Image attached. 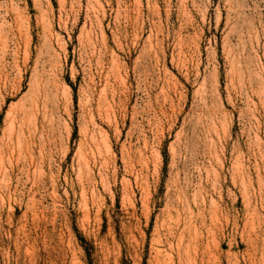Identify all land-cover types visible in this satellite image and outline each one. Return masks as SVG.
I'll use <instances>...</instances> for the list:
<instances>
[{
    "label": "rangeland",
    "instance_id": "obj_1",
    "mask_svg": "<svg viewBox=\"0 0 264 264\" xmlns=\"http://www.w3.org/2000/svg\"><path fill=\"white\" fill-rule=\"evenodd\" d=\"M0 264H264V0H0Z\"/></svg>",
    "mask_w": 264,
    "mask_h": 264
}]
</instances>
